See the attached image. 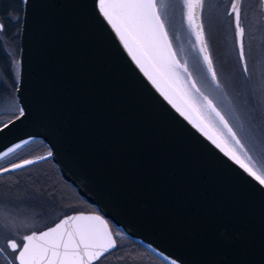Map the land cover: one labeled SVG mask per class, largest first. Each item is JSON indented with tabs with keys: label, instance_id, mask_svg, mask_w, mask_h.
Masks as SVG:
<instances>
[{
	"label": "water",
	"instance_id": "1",
	"mask_svg": "<svg viewBox=\"0 0 264 264\" xmlns=\"http://www.w3.org/2000/svg\"><path fill=\"white\" fill-rule=\"evenodd\" d=\"M95 3L22 2L15 94L26 116L0 125V153L42 141L96 210L69 215L103 216L166 264H264V188L159 96Z\"/></svg>",
	"mask_w": 264,
	"mask_h": 264
},
{
	"label": "snow or ice",
	"instance_id": "2",
	"mask_svg": "<svg viewBox=\"0 0 264 264\" xmlns=\"http://www.w3.org/2000/svg\"><path fill=\"white\" fill-rule=\"evenodd\" d=\"M243 3L229 0L223 5L227 11L222 16L219 9L213 11L207 17V30L202 18L205 0H96L95 6L102 22L110 27L132 64L159 96L264 188V39L258 36L264 32V24L249 22L251 42L246 47ZM260 3L264 5V0ZM177 11L182 15L180 21ZM221 18L233 33L236 82L224 79L210 51L211 33ZM25 116V109L19 108L16 119ZM226 116L235 120L247 146ZM31 142L24 140L2 151L0 161ZM52 155L49 150L34 159L10 162L0 168V176L27 169ZM3 203L0 200V205ZM15 227L10 213L0 217V238L11 235ZM119 235L99 214L66 215L47 231L22 236L20 243L8 239L0 245V257L5 264H95L119 248ZM164 259L168 264H178V258Z\"/></svg>",
	"mask_w": 264,
	"mask_h": 264
},
{
	"label": "flooded vegetation",
	"instance_id": "3",
	"mask_svg": "<svg viewBox=\"0 0 264 264\" xmlns=\"http://www.w3.org/2000/svg\"><path fill=\"white\" fill-rule=\"evenodd\" d=\"M209 1H212L214 4L221 7L223 13L227 11L223 5L227 4L229 0ZM252 6L255 8V12L259 15L260 24H264V11H262V9H264V5H261L260 0H244V12L242 13L244 23H246L247 11L248 9H251ZM220 20H218L219 24L222 22ZM259 20L257 19L255 23L258 24ZM222 27L225 30V38H228L227 44H229H224L225 51L231 53L230 57L235 62V56L232 53V50L230 52L229 48L231 40L233 41V33L228 24L224 23V26L222 25ZM262 33L264 34V32ZM260 34L261 33H259L258 36ZM247 45L248 43L246 44V47ZM6 48L9 49L8 55L12 57L11 48H8V45H6ZM8 59L12 75L10 77L5 74L2 75L0 72V102L6 101L7 99H14V101H16V94L13 95L12 91L14 83L17 85V75L14 71L16 70L17 73L18 65L15 63L16 60L13 62V59L11 60L9 57ZM16 59H18V56ZM12 76L14 78H12ZM48 151L49 150L47 148L45 153L47 154ZM35 157L36 156H30L28 159H34ZM38 164L41 165L37 166L34 164L29 166V168L40 167V171H26L25 169V171L17 170L18 172H10L13 176H15V178L13 177V183L15 184L14 188L6 187L5 184L7 182L0 187V200L4 201L3 205H0V217H3L6 213H10L16 221V227L13 229L12 234H5L3 238H0V245L6 244L8 239H15L18 243H20V238L22 236L31 234L32 232L39 234L40 232L53 226L62 217L69 215L70 213L96 212L93 206L85 207L82 204L85 201L78 194L79 201H72L74 206L72 208L70 207V191L67 185L63 182L67 181L60 178L62 176L59 172L55 173L53 171L54 164L51 158L45 161H40ZM43 168H45L46 171H43ZM18 176L22 178H19ZM15 182L19 183L16 184ZM30 186L32 187L29 188ZM109 225L114 234L117 232L120 234L116 237L119 248L117 250H113L111 254L106 253L105 255L107 258L105 259V257H101L100 260L95 261V264H166L162 259L147 251L141 244L132 238L123 235L110 223ZM0 264H5L3 257H0Z\"/></svg>",
	"mask_w": 264,
	"mask_h": 264
},
{
	"label": "trees",
	"instance_id": "4",
	"mask_svg": "<svg viewBox=\"0 0 264 264\" xmlns=\"http://www.w3.org/2000/svg\"><path fill=\"white\" fill-rule=\"evenodd\" d=\"M21 15H22V0H0V23L4 25V30L0 31V72L1 74H5L11 77V70H10V63L9 59L7 57L8 49L6 48V45L11 48L12 52L11 55H15L17 57L18 54V32L20 29V23H21ZM8 42V44H7ZM231 66V72H234L235 70V78L234 82L237 81L238 76V70L236 68L235 62L231 61V59H228ZM12 78H14L12 76ZM235 85V83H234ZM15 88L16 84L14 83L13 86V95H15ZM17 114L11 116V118L15 117ZM10 118V119H11ZM47 149V146L40 140L33 141L27 145H25L23 148H20L17 150L16 153H13L10 157H6L3 161L0 162V168L8 165L10 162H17L21 158H28L30 156H39V155H46L45 150ZM37 166H40L41 164H35ZM44 165V164H42ZM40 167L37 168H27L26 171H40ZM43 171H46L45 168L42 169ZM18 171H25V169H20ZM17 171V172H18ZM53 171L55 173H58L56 166L53 165ZM12 173H10L11 175ZM8 176V175H7ZM61 179L65 180L63 177H60ZM67 187L69 188V196L71 198V208L74 206L73 202L74 200L79 201V196L75 192V190L69 185L68 182L63 181ZM73 201V202H72ZM82 203V202H81ZM85 207H91V205H88L87 203H82Z\"/></svg>",
	"mask_w": 264,
	"mask_h": 264
},
{
	"label": "rangeland",
	"instance_id": "5",
	"mask_svg": "<svg viewBox=\"0 0 264 264\" xmlns=\"http://www.w3.org/2000/svg\"><path fill=\"white\" fill-rule=\"evenodd\" d=\"M165 2L167 3L168 0H165ZM216 9H219V12L221 13V16H222L223 10H222L221 7H219L218 5L214 4L212 1L205 0V8H204V11L202 13V18L205 20V28H206V30L208 28L207 17L209 15H211L213 13V11H215ZM176 18H177L178 21L182 20V15L179 13V11H177V13H176ZM217 24H219L218 21L215 23V26H214V28L212 30V33H211L212 40L210 42V51L212 52L213 59H214V62L216 63V65H217V67L222 70L224 79L229 80V81H234L236 73H235V70H234V72L232 71V73H230L232 68H231L230 62L228 60L230 58L231 61H233V59L231 57H228L226 52H225L224 43L222 41V34H221V31H220V29H219ZM248 29L249 28H247L246 35L249 38V41H248V44H249L251 41H250V34L248 32ZM259 38L260 39H264V34L261 33L259 35ZM8 48H10V47H8ZM229 48H230V52H231V50L233 48V41L232 40H231V45H230ZM10 52H11V50H10ZM8 57L11 60L13 59V62L16 60L15 63H17V59H16L17 57L15 55L13 56V54H12V57L8 55ZM14 73L17 75L16 70L14 71ZM233 90H235V85H234V89ZM2 97H3V95H2ZM18 113H19V106H18V103H17V99H16V101H14V99H11V100L7 99L6 101L0 102V125L3 124L4 122L8 121L11 118V116H13L15 114H18ZM226 118L229 119V122H230V124H232L234 131H237V134L239 136H241L242 142H244L246 144V146H247L248 141L244 140L243 135L240 133L239 128H238L237 123L235 122V120L232 117H230V116H226ZM0 162H4V161H0ZM257 167H259V164H257ZM13 177L15 178V176H13V174H11V175L10 174H5L3 176H0V187L2 185H4L5 182H7L5 184L6 187L14 188L15 184L13 183V181H14ZM18 177L22 178L20 176H18ZM18 183L19 182H17L16 184H18ZM12 185H14V186H12Z\"/></svg>",
	"mask_w": 264,
	"mask_h": 264
},
{
	"label": "bare ground",
	"instance_id": "6",
	"mask_svg": "<svg viewBox=\"0 0 264 264\" xmlns=\"http://www.w3.org/2000/svg\"><path fill=\"white\" fill-rule=\"evenodd\" d=\"M246 16H247V19H246V23H245V25H246V31H247V28H249L251 25H257V23H255V21L258 19L259 20V15L255 12V8L252 6V8L251 9H248V11H247V14H246ZM254 19H256V20H254ZM220 21H222L221 22V24L224 26V22H223V20L221 19ZM249 22H251V25L249 24ZM261 22H260V20H259V22H258V24H260ZM221 24H218V26H219V29H220V31H221V34H222V37H223V43L224 44H227L228 43V38L226 37L225 38V30L223 29V27H222V25ZM255 30V29H254ZM246 44L248 43V41H249V38H248V36L246 35ZM228 45V44H227ZM226 45V46H227ZM229 49V48H228ZM226 52V51H225ZM226 54H227V56L228 57H230L231 56V53H229V52H226ZM248 144V143H247ZM32 186H30L29 188H31ZM34 187V186H33Z\"/></svg>",
	"mask_w": 264,
	"mask_h": 264
}]
</instances>
